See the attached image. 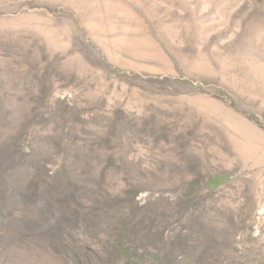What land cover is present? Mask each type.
<instances>
[{"label":"rangeland","instance_id":"rangeland-1","mask_svg":"<svg viewBox=\"0 0 264 264\" xmlns=\"http://www.w3.org/2000/svg\"><path fill=\"white\" fill-rule=\"evenodd\" d=\"M0 264H264V0H0Z\"/></svg>","mask_w":264,"mask_h":264}]
</instances>
